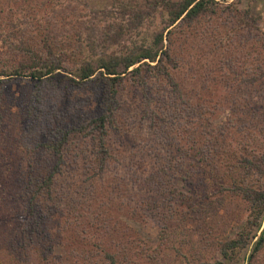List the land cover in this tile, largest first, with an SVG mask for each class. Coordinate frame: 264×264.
Instances as JSON below:
<instances>
[{"label":"trees","instance_id":"1","mask_svg":"<svg viewBox=\"0 0 264 264\" xmlns=\"http://www.w3.org/2000/svg\"><path fill=\"white\" fill-rule=\"evenodd\" d=\"M81 1L92 18L77 21L78 39L55 45L47 23L0 71V142L18 128V165L0 156V264H167L169 253L178 264H264V4L243 9L264 0ZM66 62L77 67L60 78ZM14 77L70 87L84 95L79 111L34 100L3 111ZM210 205L225 211V231L207 234L225 241L189 250L188 221ZM123 215L158 218V243Z\"/></svg>","mask_w":264,"mask_h":264},{"label":"rangeland","instance_id":"2","mask_svg":"<svg viewBox=\"0 0 264 264\" xmlns=\"http://www.w3.org/2000/svg\"><path fill=\"white\" fill-rule=\"evenodd\" d=\"M78 1L82 3L81 0H52V3L43 6L41 5L37 8V0H0V71L7 69L13 64L15 54L18 52L15 49L20 45V42L26 40V42H29L28 44H31V42L35 41L31 40L32 38H40L37 35L36 30L37 28L43 29L44 25L47 23L52 25L53 30L51 34L53 35L51 37H57L56 42L58 43H55V45L59 44V47L63 48L64 45L66 46V41H68L69 38L73 37L72 39H78L77 30L79 28L76 29L73 27L77 24L78 20L83 22V20L89 21L92 18L88 16L89 13H87V10L84 8V4L81 5ZM219 1L222 3H231L235 0ZM94 2L97 4H104L105 0H94ZM86 3L92 4L93 0H88ZM263 4V1L258 4L256 2L252 4L245 3L243 9H250L253 13H258L263 10ZM155 21V25H158L161 22V17H158ZM25 28L28 29V31ZM41 32L42 34L44 33L45 36L47 30ZM43 44V42H40V45ZM76 67V64L66 62L64 68L58 72L60 74L59 77H72L70 71H74ZM61 85H66V82H62ZM129 93L130 92H127L124 96L126 97L125 102L128 103L125 105V109L129 110L126 117L137 119V108L140 106L139 98L135 94L130 95ZM77 94V92L73 93L70 87L60 88L59 91H55L51 86H48V84L40 87L28 78L14 77L10 80V83L7 84L6 89H4V105L2 110L7 111L8 109H13L12 114H17L19 112V106L28 105L29 102L33 103L34 100L36 107L38 109H41L42 107L45 112H50L49 110H54L65 104V111H72V114H75V112L79 111L78 109L80 108L84 96L78 97L76 96ZM38 95L41 96L38 97ZM63 95H65V99L62 97ZM229 115V106L221 108L216 117V125L224 124L225 121L227 122ZM40 119L45 121L46 118L44 114L40 116ZM17 131L18 128L15 125L12 130V135L9 136V138L1 137L2 140L0 142V156L3 158L9 157L10 159H7V161L14 166L18 165V159L15 160V139L17 138ZM147 133L148 130L146 129L143 132V136L146 137ZM129 141L130 140H128V142ZM126 147L131 150L129 144H127ZM67 160L68 169H70V166L75 167L73 164L76 160L72 156L67 157ZM123 162L126 163L127 160L124 158ZM114 166L115 164H113V167ZM224 215L225 211L219 210L218 207L211 205L201 212L194 213V215H192L194 218H191V220L188 221L185 229V234L191 237H188L190 249H187L191 250V245L194 244L196 246V251L199 252V249H201L205 243L211 242V240L224 242L225 234H217L213 236L207 234L208 231L210 232V227L216 228L219 231H225V217H222ZM125 216L126 215L122 216L123 222L138 231L139 235L144 240L152 244L158 243L161 229V222L158 218L150 216V218L146 219L145 224H143L132 221ZM238 227L239 224L234 223L232 229L235 230ZM171 229H173V227ZM232 233L233 231H231L229 235ZM61 251L62 250L58 248L57 252ZM249 251L250 249H246L241 253V256H246ZM168 258L169 260L167 261V264H178V260H176L174 253H169ZM243 260L244 259L242 258L238 264H245Z\"/></svg>","mask_w":264,"mask_h":264}]
</instances>
